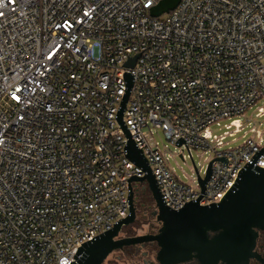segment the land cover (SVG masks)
Masks as SVG:
<instances>
[{
	"label": "built area",
	"instance_id": "obj_1",
	"mask_svg": "<svg viewBox=\"0 0 264 264\" xmlns=\"http://www.w3.org/2000/svg\"><path fill=\"white\" fill-rule=\"evenodd\" d=\"M158 1L0 0V264H69L80 243L127 215L126 178L143 171L124 156L114 118L122 72L132 83L121 118L169 208L200 187L174 173L175 153L144 129L181 159L226 158L211 161L199 205L219 201L263 145L250 127L221 147L264 103V0H178L151 16ZM223 119L232 131L211 134ZM254 165L264 168V152Z\"/></svg>",
	"mask_w": 264,
	"mask_h": 264
},
{
	"label": "water",
	"instance_id": "obj_2",
	"mask_svg": "<svg viewBox=\"0 0 264 264\" xmlns=\"http://www.w3.org/2000/svg\"><path fill=\"white\" fill-rule=\"evenodd\" d=\"M178 0H159L148 10L157 16L171 10ZM134 57L126 61L133 64ZM124 90L114 118L126 141L124 156L143 171L141 176L130 175L127 182V215L112 223V227L80 243L69 264H102L106 256L122 246L154 242L153 259L157 264H178L194 258L197 264H247L253 258L261 264L264 259L255 250L257 230H264V168L254 165L264 152V143L243 164L231 186L223 197L213 203L199 205L198 199L204 192V183L210 175L212 160L226 162L224 156L212 158L206 163L200 177L194 168L200 194L180 208L166 206L157 188L153 175L141 150L134 144L122 118V110L132 83V75L122 72ZM184 140L178 137V146ZM186 148V146H185ZM187 150V148H186ZM143 183L153 201L151 212L159 226L154 233L119 236L121 228L135 219L134 191L130 182Z\"/></svg>",
	"mask_w": 264,
	"mask_h": 264
},
{
	"label": "rangeland",
	"instance_id": "obj_3",
	"mask_svg": "<svg viewBox=\"0 0 264 264\" xmlns=\"http://www.w3.org/2000/svg\"><path fill=\"white\" fill-rule=\"evenodd\" d=\"M257 106H262L264 109V103L262 101H257L253 106L248 108L245 112L246 114L244 118L239 117L241 128L233 132L232 135H225L222 140L224 144L221 147H233L240 144L244 139L253 135V133L249 131L250 127H253L254 130L258 131L261 134V138L264 140V114L255 116ZM245 118H247V121H245ZM227 122L228 120L223 119L219 121L217 125L212 124L211 134L220 135L224 132L227 133L232 131L233 127H224ZM143 133L145 136H151V139L156 143L158 148L165 150L166 155L175 153L172 158H168V164L173 167L174 173L182 181H185L186 177L191 178L196 176L194 170H192V163L198 168L199 175H203L206 166L204 159L210 156L208 151L202 152V150H191V163L186 152L183 153V159L178 156V148L168 143L159 130L149 134V132L144 129ZM163 146H165V148ZM149 224L148 210L144 211L142 209H135V219L133 223L123 226L119 232V236H124V233L127 230H130V233L133 232L134 235L148 233V229L150 228ZM154 252L155 250L150 248L148 244H134L121 251L119 249L113 250L106 256L102 264H156L153 259Z\"/></svg>",
	"mask_w": 264,
	"mask_h": 264
},
{
	"label": "trees",
	"instance_id": "obj_4",
	"mask_svg": "<svg viewBox=\"0 0 264 264\" xmlns=\"http://www.w3.org/2000/svg\"><path fill=\"white\" fill-rule=\"evenodd\" d=\"M141 185L142 184H139V183L135 184V188L133 190L134 191V197H133L134 208L135 209H142L144 211L148 210L149 221L155 223L154 216H152V214L150 215V212L154 208L153 207V201H152L151 196H150L148 190L146 189V187L145 186L142 187ZM132 223H130V224H132ZM157 226L158 225L156 224L153 227L157 228ZM130 235H134L133 232L130 233V230H127L124 233V236H130ZM129 246H131V245L122 246L119 250L121 251V250H123ZM148 246L154 250L153 245H148ZM255 246L257 247V251H261V249L264 247V243H263V241H257L255 243Z\"/></svg>",
	"mask_w": 264,
	"mask_h": 264
},
{
	"label": "flooded vegetation",
	"instance_id": "obj_5",
	"mask_svg": "<svg viewBox=\"0 0 264 264\" xmlns=\"http://www.w3.org/2000/svg\"><path fill=\"white\" fill-rule=\"evenodd\" d=\"M139 184H142L141 186L144 187L145 185L143 183H139ZM152 212V211H151ZM151 212H150V215H151ZM155 220V219H154ZM158 225V222L155 220V223L153 222H150L149 224V229H148V233H153L156 231V229L158 228H154L153 226L154 225ZM257 241H263L264 243V230H257V238H256V242ZM145 244H148V245H153L154 247V250H156V245L154 242H143L141 243L140 245H145ZM255 250L257 253H259V255L264 259V247L261 249V251H257V247L255 246ZM150 263H154V262H150ZM157 264V263H156ZM178 264H197L196 260L194 258L188 260V261H185V262H182V263H178ZM247 264H261L259 263L258 261H256L255 259L251 258L249 259L248 263Z\"/></svg>",
	"mask_w": 264,
	"mask_h": 264
}]
</instances>
